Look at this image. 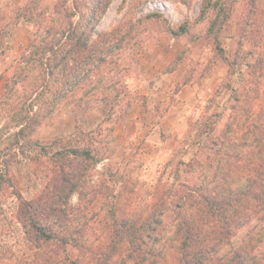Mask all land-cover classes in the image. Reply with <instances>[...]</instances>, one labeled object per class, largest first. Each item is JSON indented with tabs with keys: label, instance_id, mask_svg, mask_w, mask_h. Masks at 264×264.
Returning <instances> with one entry per match:
<instances>
[{
	"label": "trees",
	"instance_id": "16d2710c",
	"mask_svg": "<svg viewBox=\"0 0 264 264\" xmlns=\"http://www.w3.org/2000/svg\"><path fill=\"white\" fill-rule=\"evenodd\" d=\"M40 2L26 0L16 8L17 16L34 22L36 30L16 61L18 69L5 92L21 86L37 99L51 93L55 111L70 93L88 85L91 98L84 102L81 96L75 102L77 122L78 109L88 108L93 100L111 104L106 121L125 117L133 100L117 70L122 69L126 41L135 25L112 49L115 32L91 40V31L59 24L58 14L46 17L38 10ZM255 7L246 29L238 32L240 46L230 59L220 45V32L230 27L231 5L227 0L203 1L199 19H209L208 36L232 73L244 57L250 55L254 61L246 63V92H233L231 114L216 136L217 121L191 123L184 146L186 150L196 146L197 152L189 161L176 163L175 175L198 171L201 182L161 181L144 193L137 180L121 177L120 190L106 196L88 182L89 170L97 162L91 147L57 150L50 157L52 174L44 190L19 205V218L34 250L33 264H264V47L260 45L264 13ZM188 26L185 21L174 34L185 33ZM246 42L251 47L244 52ZM32 96L26 101L33 102ZM10 117L19 127L18 135L37 123L24 107L12 110ZM172 162L174 158L169 165ZM75 194L79 201L73 205ZM109 195L115 201L107 214L91 210L100 196Z\"/></svg>",
	"mask_w": 264,
	"mask_h": 264
},
{
	"label": "rangeland",
	"instance_id": "374dc122",
	"mask_svg": "<svg viewBox=\"0 0 264 264\" xmlns=\"http://www.w3.org/2000/svg\"><path fill=\"white\" fill-rule=\"evenodd\" d=\"M25 1H0V177H4L0 180V264H33L34 250L20 221L19 205L23 199H36L44 190L52 174L50 157L57 150L91 147L97 162L89 170L88 182L104 190L106 196L120 190L121 177L137 180L144 193L161 181L168 185L183 180L199 184L198 171L175 175L176 163L189 161L197 152L196 146L188 150L184 146L191 123L217 121L216 136L231 114L233 92H246V63L254 61L250 55L244 57L241 67L232 73L208 36L209 19H199L204 0H41L38 10L46 17L58 14L59 24L67 29L77 24L91 31V40L115 32L117 38L109 45L112 49L135 25L117 78L127 84L133 102L139 99L135 115L141 120L139 126H125V118L135 117L133 109L132 114L106 121L110 103L93 99L88 108L78 109L77 122L75 102L81 96L84 102L91 98L93 92H86L88 85L70 93L55 111L51 93L37 99L21 86L5 92L6 83L18 69L16 61L36 30L34 22L17 16L16 8ZM227 2L232 18L230 27L220 32V45L232 59L240 46L238 32L253 18L251 7L255 4L259 14L264 13V0ZM185 21L189 22L187 31L174 34ZM260 40L264 47V35ZM250 47L246 42L244 52ZM29 95L34 98L31 103L26 101ZM20 107L29 111L31 121H37L24 135L17 134L19 127L10 117L12 110ZM150 109L158 122H153ZM169 109L175 113L166 117ZM78 201L75 194L71 203ZM114 201L113 196H100L91 210L107 214Z\"/></svg>",
	"mask_w": 264,
	"mask_h": 264
},
{
	"label": "crops",
	"instance_id": "0c3cea01",
	"mask_svg": "<svg viewBox=\"0 0 264 264\" xmlns=\"http://www.w3.org/2000/svg\"><path fill=\"white\" fill-rule=\"evenodd\" d=\"M0 1H3L4 2V0H0ZM4 5V4H3ZM138 101H139V99H137V100H135V102H133L132 103V107H131V110H130V113L134 110V113H133V115L135 116L136 114H138V111H137V109L140 107V104H138ZM111 109V104H110V107L108 108V110L106 111L107 113H108V111ZM133 109V110H132ZM131 113V114H132ZM146 113V112H145ZM175 113V111H174V109H169L168 111H167V113H166V117H169V115L170 114H174ZM149 114H151V117L153 118V122H158V121H156L155 120V118H154V114H153V110H151L150 109V111H149ZM170 119L168 118V120L167 121H169ZM140 119L137 117V116H135V117H133L132 118V116L130 117H128V118H125L124 119V122H125V126H126V128H130V127H132V126H134V125H137V126H139V124H140ZM153 147H155V149L156 150H158L157 148H156V145H153Z\"/></svg>",
	"mask_w": 264,
	"mask_h": 264
}]
</instances>
